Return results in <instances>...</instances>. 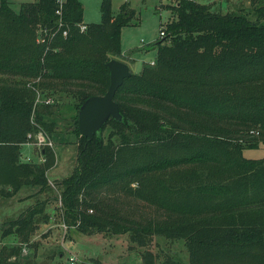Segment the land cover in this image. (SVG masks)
I'll return each instance as SVG.
<instances>
[{
    "label": "trees",
    "instance_id": "trees-1",
    "mask_svg": "<svg viewBox=\"0 0 264 264\" xmlns=\"http://www.w3.org/2000/svg\"><path fill=\"white\" fill-rule=\"evenodd\" d=\"M234 1L227 12L197 0L167 4L172 18L151 45L154 63L116 91L123 119L111 117L90 139L79 130L80 107L108 90V62L122 60V29L134 23L136 8L124 2L116 11L102 0L101 21L81 30L83 5L67 0L64 36L56 0L18 10L1 0L0 196L24 186L52 190L54 148L43 149L41 162L22 160L21 149L33 142L29 133L56 137L67 108L68 131L78 137L76 167L59 188L69 225L84 234H129L144 248L142 264H183L170 253L160 260L150 248L156 237L184 240L189 264H264V157L244 155L264 144V0L236 9L242 0ZM44 25L50 34L39 43ZM38 90L53 102L36 104ZM45 202L0 226V240L21 235L20 245L0 247V264H66L20 258Z\"/></svg>",
    "mask_w": 264,
    "mask_h": 264
},
{
    "label": "rangeland",
    "instance_id": "rangeland-1",
    "mask_svg": "<svg viewBox=\"0 0 264 264\" xmlns=\"http://www.w3.org/2000/svg\"><path fill=\"white\" fill-rule=\"evenodd\" d=\"M1 1V0H0ZM14 9H19L23 2L35 0H9ZM83 5L84 23H97L102 19V0H79ZM114 10L118 11L123 2H129L131 7H138L139 15L134 23L122 29V50L132 62L131 70L140 73L144 63L151 62L156 57V49L152 44L160 38L162 24L167 23L171 16V10L167 7L173 0H112ZM243 1V2H242ZM232 8L246 7V0H242ZM161 4H163L161 6ZM214 10L227 12L230 10L227 0H219L211 3ZM158 6V7H157ZM68 98L62 103L68 102ZM72 111L63 108L58 116L57 136L52 137L56 153V163L48 170V178L52 184L49 193H36L38 188L24 186L13 196H0V226L5 229L9 222L16 219L37 201H46L45 213L40 214L38 229L32 234L31 240L23 244L20 258L22 260L37 257L45 260L47 257L55 261L72 264L71 257L75 258L73 264L81 261L97 259L104 264L125 263L142 264L141 252L144 250L133 242L129 234L95 233L84 234L71 227L67 231L63 228L64 217L61 211V195L59 192L62 180L69 177L77 164L78 137L69 132V123ZM67 117V118H65ZM109 128L105 131L108 133ZM36 142V141H35ZM47 146H39L35 143L24 144L22 160L41 162L44 159L43 149ZM244 155L249 158L264 157V144L259 148L244 150ZM47 214V220L42 221ZM67 222V221H66ZM21 235L12 233L1 238L0 247L7 245H20ZM150 248L163 260L164 254L170 253L183 264H189V253L184 240H167L156 237Z\"/></svg>",
    "mask_w": 264,
    "mask_h": 264
},
{
    "label": "water",
    "instance_id": "water-1",
    "mask_svg": "<svg viewBox=\"0 0 264 264\" xmlns=\"http://www.w3.org/2000/svg\"><path fill=\"white\" fill-rule=\"evenodd\" d=\"M108 66L110 68L108 90L103 95H93L87 98L79 111L80 133L90 139L101 131L111 117L118 121L123 119L119 104L114 97L125 78L132 75V70L128 63L117 58L111 59Z\"/></svg>",
    "mask_w": 264,
    "mask_h": 264
},
{
    "label": "built area",
    "instance_id": "built-area-1",
    "mask_svg": "<svg viewBox=\"0 0 264 264\" xmlns=\"http://www.w3.org/2000/svg\"><path fill=\"white\" fill-rule=\"evenodd\" d=\"M173 1H177V0H173ZM67 0H56L57 3V8H56V20H55V25L57 28V31L62 32V34L64 36L68 35V25H66V21H65V5H66ZM81 30H85L87 29V24L86 23H81L80 24ZM56 31V30H55ZM50 34V30L49 28L44 25L41 26L39 31H38V36H37V41L39 43H42L44 41H46L47 36ZM165 33L163 31H161L160 35H164ZM154 63V61H152V64ZM40 102H45V103H52L53 102V98L52 97H47V98H43L41 92L38 90L37 91V98H36V104L40 103ZM30 138L33 139V143L41 146H53L54 143L52 141V138H50L47 133L43 130H38L35 133H29L28 135ZM36 141V142H35ZM63 228L65 229V231H67L68 229H70L71 227H76V224L73 225H69L65 220L62 224ZM71 261L72 264L75 261L74 257H71Z\"/></svg>",
    "mask_w": 264,
    "mask_h": 264
},
{
    "label": "crops",
    "instance_id": "crops-1",
    "mask_svg": "<svg viewBox=\"0 0 264 264\" xmlns=\"http://www.w3.org/2000/svg\"><path fill=\"white\" fill-rule=\"evenodd\" d=\"M197 1L202 2V3L211 4V3H216V2H218L219 0H197ZM233 2H235V1H234V0H227L228 6H232V5L234 4ZM123 3H124V2H123ZM162 5H163V4H161V6H162ZM157 7H158V6H157ZM167 7H168V6H167ZM133 8H136V10H137V15H139L138 7H133ZM171 18H172V17H171ZM171 18H170V19H171ZM122 61L128 63V64L130 65V67H132V62H130V58L127 57L124 53H123ZM152 61H154V60H152ZM152 61H151V62H152ZM22 147H23V145H22Z\"/></svg>",
    "mask_w": 264,
    "mask_h": 264
}]
</instances>
